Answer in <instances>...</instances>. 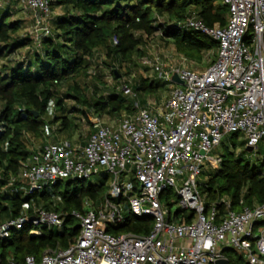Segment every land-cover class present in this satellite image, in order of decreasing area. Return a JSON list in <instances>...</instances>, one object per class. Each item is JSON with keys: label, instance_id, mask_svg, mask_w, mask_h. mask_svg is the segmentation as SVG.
I'll return each instance as SVG.
<instances>
[{"label": "built area", "instance_id": "1", "mask_svg": "<svg viewBox=\"0 0 264 264\" xmlns=\"http://www.w3.org/2000/svg\"><path fill=\"white\" fill-rule=\"evenodd\" d=\"M12 1L32 13L31 36L39 48L42 38L53 34V0ZM221 3L229 8L225 26L209 27L194 13L178 24L217 41L216 58L204 70L184 66L183 55L182 63L154 55V78L170 86L160 111L140 106L132 87L124 84L123 93L136 101L133 113L123 112L114 123L89 115L91 130L83 143L50 140L22 163L18 179L27 183V195L65 179L102 177L108 186L103 200L72 211L80 231L67 248H49L40 259L28 255L25 264H216L220 259L231 264L228 249L244 264H264V202L241 201L236 209L223 197L207 205L201 191L204 167L218 168L222 162L215 151L226 135L238 133L252 152L264 138V0ZM154 18L156 24L164 22ZM174 74L182 83L173 80ZM167 188L177 197L174 212L161 199ZM28 208L32 212L0 222V242L28 223L31 235L61 227L64 214L34 203ZM130 214L152 217V230L108 232ZM9 264L15 263L10 259Z\"/></svg>", "mask_w": 264, "mask_h": 264}, {"label": "trees", "instance_id": "2", "mask_svg": "<svg viewBox=\"0 0 264 264\" xmlns=\"http://www.w3.org/2000/svg\"><path fill=\"white\" fill-rule=\"evenodd\" d=\"M55 5L65 7L66 11L56 17L53 34L43 37L39 48L32 47L28 35L19 33L21 20L12 21L8 11L0 16V222L19 217L25 211L32 212L31 208L25 209L31 203L65 216L61 227H43L40 235L30 234V223L21 230H12L10 237L0 242V264H9L10 259L15 264H25L28 255L40 259L49 248H67L80 231L72 211L83 210L86 204H96L107 195L106 179L89 184L80 179L60 180L52 189L32 195L24 192L27 183L18 179L22 163L50 141L52 126L58 120H62L64 130L73 125L62 89L66 87V96L75 103L93 109L79 79L91 73L99 49L113 61V74L119 80L115 70L123 76L120 68L124 63L135 66V56L145 54L148 40L155 35L173 44L189 63L204 61V52L216 50L217 41L201 31L183 30L178 24L194 13L209 27L225 26L229 13L227 5L216 0H53L51 7ZM155 15L164 22L156 24ZM137 32L142 35H136ZM25 47L31 50V63H1L8 54ZM214 60L215 57L205 67ZM90 77L98 81L92 74ZM163 85L157 79L144 77L133 90L143 93L140 104L146 106L147 96H158ZM117 88L108 98L98 97L94 114L105 108L112 113L135 111V99L133 102L122 98L124 95L115 92ZM53 105L59 114L52 117ZM81 113L90 123L91 114L87 110ZM240 137L238 133L226 135L215 151L222 157L220 166L208 165L202 171L201 191L207 205L223 197L229 198L236 209L241 201L248 206L264 202V158L252 162L257 152L247 151ZM40 139L43 144L35 148V141ZM57 139L54 136V141ZM13 178L16 180L12 182ZM51 191L60 195V203L52 204ZM161 199L170 206L177 203L172 188H167ZM187 221L185 218L184 222ZM152 228V217L130 214L123 225L107 230L113 235L147 234ZM226 254L231 264L245 263L233 250L228 249Z\"/></svg>", "mask_w": 264, "mask_h": 264}, {"label": "rangeland", "instance_id": "3", "mask_svg": "<svg viewBox=\"0 0 264 264\" xmlns=\"http://www.w3.org/2000/svg\"><path fill=\"white\" fill-rule=\"evenodd\" d=\"M216 2L221 3V0H216ZM7 11L10 13L9 17L12 21L18 20V18L21 16L26 19L27 23L20 27L19 33L27 34L29 36L34 29L32 13L29 11H25L15 1L0 0V16ZM49 23L52 27L54 26L53 19H51ZM105 53L106 52L104 50L98 51L97 58L95 59V61L92 62L90 67L91 73L88 76L83 75L79 79L81 84L86 87L87 97L94 105L93 109L88 110L87 107L79 105L75 103L72 99H69L65 94L66 87H64L62 89V92L65 98L67 115L70 117V119H72L73 125L69 129L64 130L62 126V120H58V122L52 126L53 133L50 135L51 137L49 140H54L55 136L59 139L71 140L75 144L83 143V141L87 138L91 130L90 123L84 119V116L81 113L83 110H87L92 116L96 115L101 117V119L107 123L116 122L120 114L125 111H121L120 113H112L109 108H105L103 109V112L94 114L96 112L95 109L97 108V105L95 104L97 102L98 97L105 96L106 98H108L109 96H111L114 88L118 87L115 92L124 95L122 96V98L124 97L134 102V97H132V95H125L121 88L124 84H129L133 89V87L137 85V83H139V80L141 81V78L144 77L155 79L152 62L153 57L156 53H159L164 58L165 62H169L171 60V62L174 61L182 63L180 58L181 54H179L175 50L174 45L166 42L165 40H162L159 36L155 35L154 37L148 40L147 46L145 47V54L143 56H135V66L132 64L129 66L125 63L121 66L120 71L123 73V76H120L121 78L117 80L114 77L112 70L114 63L113 61H110L105 57ZM214 57L216 58V50H209L204 52V61H192L190 63L189 61H186L183 64L184 66L198 70L202 69V67H205L209 60L213 59ZM91 74L97 77L98 81L92 79L90 77ZM133 92L138 94L137 100L140 101L141 96H143V93L136 90H133ZM169 94L170 86L164 84L162 87H159L158 96L154 94H150L147 96V107L153 109L154 111H160L162 104L169 97ZM54 114H59V112L56 111L55 105L52 106V117L54 116ZM240 139L242 138L240 137ZM42 141V139L36 140L34 144L35 148L41 147V145L43 144ZM256 152L257 153L256 155H254L252 162H255L256 158L258 160L264 158V138L261 139L258 148L256 149ZM205 167L207 168L208 165H206ZM99 180H103L102 177H95L92 180H87L86 184ZM50 197L52 204H57L61 201L60 195L58 193H54V191H51ZM171 208L173 212L176 211L178 209L177 203L173 204Z\"/></svg>", "mask_w": 264, "mask_h": 264}, {"label": "crops", "instance_id": "4", "mask_svg": "<svg viewBox=\"0 0 264 264\" xmlns=\"http://www.w3.org/2000/svg\"><path fill=\"white\" fill-rule=\"evenodd\" d=\"M65 11H66L65 7L55 5L54 7H52L51 19H53L55 21L56 17L62 15ZM18 20H21V26L20 27H22L24 24L27 23L26 19L22 16L19 17ZM29 37L32 39L31 34L29 35ZM32 43H33V47H35V43H34L33 39H32ZM102 50L103 49H99V51H102ZM32 59L33 58H32L31 50H29V47H25V48L18 49L16 51L8 54L7 57H5L4 59L1 60V63H4V64L5 63L10 64L11 63L12 64L14 62L23 61L25 64H27V63H31ZM204 69H205V67H202V69H198L197 71H202Z\"/></svg>", "mask_w": 264, "mask_h": 264}, {"label": "water", "instance_id": "5", "mask_svg": "<svg viewBox=\"0 0 264 264\" xmlns=\"http://www.w3.org/2000/svg\"><path fill=\"white\" fill-rule=\"evenodd\" d=\"M115 73H117V78H119V77L121 76V75L118 73V70H117V69L115 70ZM173 80L182 83V81H180V79H179V77L177 76V74H174V75H173ZM36 115H37V114H36ZM246 150L249 151V152H252V151L254 150V148L251 147V146H247V147H246ZM202 153H203V152H202ZM226 212H228V210H226ZM216 264H229V262H228L227 259H220V260H218V261L216 262Z\"/></svg>", "mask_w": 264, "mask_h": 264}]
</instances>
